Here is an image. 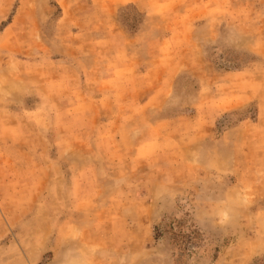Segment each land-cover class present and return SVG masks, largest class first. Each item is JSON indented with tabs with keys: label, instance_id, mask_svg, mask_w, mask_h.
Segmentation results:
<instances>
[{
	"label": "rangeland",
	"instance_id": "rangeland-1",
	"mask_svg": "<svg viewBox=\"0 0 264 264\" xmlns=\"http://www.w3.org/2000/svg\"><path fill=\"white\" fill-rule=\"evenodd\" d=\"M68 254L264 264V0H0V264Z\"/></svg>",
	"mask_w": 264,
	"mask_h": 264
},
{
	"label": "clouds",
	"instance_id": "clouds-1",
	"mask_svg": "<svg viewBox=\"0 0 264 264\" xmlns=\"http://www.w3.org/2000/svg\"><path fill=\"white\" fill-rule=\"evenodd\" d=\"M212 218L215 220L217 226L223 227L230 223L231 214L229 211L221 209L216 211ZM64 264H79V261L76 260L71 254H68L64 260Z\"/></svg>",
	"mask_w": 264,
	"mask_h": 264
}]
</instances>
